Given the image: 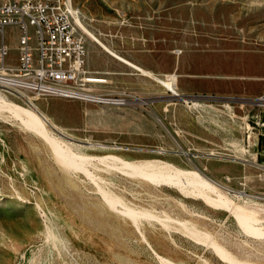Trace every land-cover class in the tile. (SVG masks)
Returning a JSON list of instances; mask_svg holds the SVG:
<instances>
[{"label": "rangeland", "instance_id": "1", "mask_svg": "<svg viewBox=\"0 0 264 264\" xmlns=\"http://www.w3.org/2000/svg\"><path fill=\"white\" fill-rule=\"evenodd\" d=\"M73 1L97 23L153 17L155 73L179 93L192 75L218 111L155 80L119 108L0 93V264H264V114L249 102L264 92V0ZM17 37L5 28L8 62Z\"/></svg>", "mask_w": 264, "mask_h": 264}, {"label": "built area", "instance_id": "2", "mask_svg": "<svg viewBox=\"0 0 264 264\" xmlns=\"http://www.w3.org/2000/svg\"><path fill=\"white\" fill-rule=\"evenodd\" d=\"M89 21L72 0H0V93L21 102L59 98L117 108L132 102L134 96L126 90L93 91L100 81L85 68ZM8 26H16L19 32L16 65L6 62L9 48L3 34ZM176 98L188 111H218L211 103L202 106L199 97L180 95L177 90ZM249 102L264 114V92Z\"/></svg>", "mask_w": 264, "mask_h": 264}, {"label": "crops", "instance_id": "3", "mask_svg": "<svg viewBox=\"0 0 264 264\" xmlns=\"http://www.w3.org/2000/svg\"><path fill=\"white\" fill-rule=\"evenodd\" d=\"M72 2L74 4L73 0ZM118 15L119 17H116L117 19L115 20L109 16H105L98 23L94 19L86 22L87 28L99 37L107 49L99 43L87 40L85 68L91 72L93 78L100 81L95 85L101 87H113L115 90L132 91L130 93H137L140 84L142 86L146 84L147 88L150 84L153 89L154 80L148 76L139 74L135 68L138 67L156 74L153 17H149L148 15L129 17L125 10L119 12ZM112 24L117 26L112 27ZM6 28L15 29L19 37L16 26H8ZM110 51H113L117 56H114ZM6 62L9 65H16L17 53L13 62H8L7 60ZM191 76L186 72H182L179 75V90L181 95L192 96L204 93V91L198 89L199 83L196 80H192ZM185 112L187 118L186 124L189 125L192 123V117L187 111ZM187 125L184 128L185 134L190 133ZM194 136L201 138L203 136L202 130L195 127ZM255 149L258 162L264 168V136L258 138Z\"/></svg>", "mask_w": 264, "mask_h": 264}, {"label": "bare ground", "instance_id": "4", "mask_svg": "<svg viewBox=\"0 0 264 264\" xmlns=\"http://www.w3.org/2000/svg\"><path fill=\"white\" fill-rule=\"evenodd\" d=\"M86 33H87V35H88V37L89 38H91V40L94 42V43H99V44H101L104 48H106V46L102 43V41L100 40V39H98L94 34H92V32L91 31H89L87 28H86ZM107 49V48H106ZM114 56H117L113 51H110ZM137 70H138V72H139V74H141V75H143V76H148L149 78H152L153 80H155V81H157L158 83H160L161 85H163V86H165L167 89H168V91H170V96L171 97H174V98H176V90H177V83H176V75L175 74H167V75H163V77H160L159 75H156V74H153L152 72H148V71H146V70H142V69H140V68H138V67H135ZM178 92V91H177ZM178 94H180L179 92H178ZM181 95V94H180ZM176 99H178V98H176ZM28 102V101H27ZM62 134V133H61ZM63 135V134H62ZM64 136V135H63ZM66 137V136H65ZM210 155V154H209ZM158 164H160V163H158ZM141 165H145L146 167H148L149 169H151L154 173H155V171L154 170H156L157 171V169L158 168H163V166H157V163H153V162H148V163H143V164H141ZM161 165V164H160ZM167 165V164H166ZM165 165V166H166ZM144 166V167H145ZM168 166V165H167ZM168 167H170V166H168ZM258 167L260 168V166L258 165ZM157 168V169H156ZM166 168V167H165ZM154 169V170H153ZM169 169V168H168ZM175 170V169H174ZM263 170H264V168H263ZM150 171V170H149ZM159 171V170H158ZM163 172L165 171V169L164 170H162ZM179 171V170H178ZM153 172H151L150 171V173L151 174H153ZM163 172H157V173H163ZM183 172V171H182ZM185 172V171H184ZM156 174V173H155ZM154 175V174H153ZM162 175V174H161ZM206 180H207V178H206ZM209 183V182H208ZM214 185H216V186H219V187H221L222 189H223V187L224 186H221L220 184H218V183H215V181L214 182H212ZM211 187H212V185H211ZM213 189L215 188V187H212ZM220 189V188H219ZM228 189V188H227ZM226 189V190H227ZM215 190V189H214ZM200 191H201V189H200ZM204 191V190H203ZM202 192V191H201ZM219 194H221V193H219ZM203 195V194H202ZM209 197V196H208ZM220 197H221V195H220ZM227 199V198H226ZM211 201H213V200H211ZM211 201H210V203H211ZM216 201V200H215ZM214 201V202H215ZM213 202V203H214ZM225 202V201H224ZM215 204V203H214ZM214 204H212V205H214ZM219 206H220V204H219ZM223 206V205H222ZM241 211V214H243L247 219H252V216L256 213L252 208L251 209H241L240 210ZM239 211V212H240ZM54 239L55 240H57V241H61L58 237H56V236H54Z\"/></svg>", "mask_w": 264, "mask_h": 264}]
</instances>
